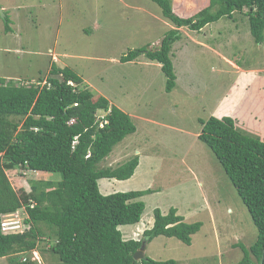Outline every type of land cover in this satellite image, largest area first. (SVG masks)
<instances>
[{
	"label": "rangeland",
	"instance_id": "rangeland-1",
	"mask_svg": "<svg viewBox=\"0 0 264 264\" xmlns=\"http://www.w3.org/2000/svg\"><path fill=\"white\" fill-rule=\"evenodd\" d=\"M191 1L174 2L179 15L190 16L206 5ZM170 28L150 0H0V77L36 83L38 77L45 80L52 62L72 68L95 97L105 96L135 125L96 165L116 167L139 158L131 177L98 180L103 194L150 189L140 197L145 207L139 222L119 226L123 238H142L153 210L166 213L173 207L185 222H200V228L189 244L164 235L152 238L147 257L177 264H238L257 229L198 134L200 120L225 111L235 117L239 131L264 138V30L256 42L242 12L200 31L181 27L170 53L175 86L166 91L157 62L143 55L128 62L120 57L132 49L156 48ZM104 114L97 111L98 117ZM7 175L14 187L26 190L30 180L61 178L59 172L43 171ZM12 256L23 254L1 255L0 264ZM28 256L44 264L58 261L48 251Z\"/></svg>",
	"mask_w": 264,
	"mask_h": 264
},
{
	"label": "trees",
	"instance_id": "trees-1",
	"mask_svg": "<svg viewBox=\"0 0 264 264\" xmlns=\"http://www.w3.org/2000/svg\"><path fill=\"white\" fill-rule=\"evenodd\" d=\"M150 1L172 28L156 48L129 50L120 61L143 55L157 62L166 91L175 86L170 53L181 27L200 31L221 17L242 12L254 40H262L264 0H195L196 7L206 5L187 17L178 14L176 0ZM98 110L105 112L103 118L97 116ZM100 121L105 122L100 126ZM200 123L198 138L215 154L257 229L254 243L238 264H264V139L239 131L229 115H211ZM134 131L131 117L105 96L95 97L72 68L52 62L45 80L38 77L36 83L0 77V220L4 213L24 207L30 225L23 233L0 231V256L19 251L26 258L12 256L8 264H44L29 258L37 250L57 257V262L46 264H177L146 255L135 260L133 254L143 238L149 242L158 235L189 244L200 222H185L173 207L166 213L155 208L152 225L142 238L125 240L119 226L139 222L145 207L140 197L150 189L108 194L99 189L100 178L124 180L133 175L137 155L116 167L96 165ZM11 170L59 172L61 178L30 180L26 190L12 185L7 175Z\"/></svg>",
	"mask_w": 264,
	"mask_h": 264
},
{
	"label": "built area",
	"instance_id": "built-area-1",
	"mask_svg": "<svg viewBox=\"0 0 264 264\" xmlns=\"http://www.w3.org/2000/svg\"><path fill=\"white\" fill-rule=\"evenodd\" d=\"M104 115L100 116V118H103ZM104 122L105 121H100V126ZM17 209L19 211L14 210L16 213L11 214L10 212H6L2 215L0 220V231L3 234L23 233L26 229H29L30 225L25 222V218L28 217L26 210L24 209V207H19ZM34 251L38 252L37 250ZM25 258V256H22L21 259L24 260Z\"/></svg>",
	"mask_w": 264,
	"mask_h": 264
},
{
	"label": "water",
	"instance_id": "water-1",
	"mask_svg": "<svg viewBox=\"0 0 264 264\" xmlns=\"http://www.w3.org/2000/svg\"><path fill=\"white\" fill-rule=\"evenodd\" d=\"M1 13H2V10H1ZM146 243H147L146 239L143 238L141 240V244H140L139 248L133 254V258L135 260H140V259H143L144 258L145 249H146Z\"/></svg>",
	"mask_w": 264,
	"mask_h": 264
},
{
	"label": "crops",
	"instance_id": "crops-1",
	"mask_svg": "<svg viewBox=\"0 0 264 264\" xmlns=\"http://www.w3.org/2000/svg\"><path fill=\"white\" fill-rule=\"evenodd\" d=\"M230 62V61H229ZM229 64H231L232 66L234 65L232 62H230ZM235 66V65H234ZM83 79V78H82ZM109 103H110V101H109ZM110 104H113V103H110ZM114 105V104H113ZM118 107V106H117ZM123 111V110H122ZM129 115V114H128ZM215 116H217V117H220V116H223V115H229V114H226V112L225 111H223V113H220V114H214ZM230 116V115H229ZM231 117H233V116H231ZM233 118H235V117H233ZM261 139H264V138H261ZM133 231V230H132ZM132 231H130V232H132Z\"/></svg>",
	"mask_w": 264,
	"mask_h": 264
}]
</instances>
